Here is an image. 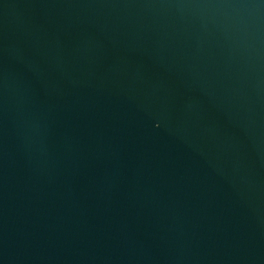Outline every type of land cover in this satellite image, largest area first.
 Segmentation results:
<instances>
[{
  "label": "water",
  "instance_id": "1",
  "mask_svg": "<svg viewBox=\"0 0 264 264\" xmlns=\"http://www.w3.org/2000/svg\"><path fill=\"white\" fill-rule=\"evenodd\" d=\"M0 264H264V0H0Z\"/></svg>",
  "mask_w": 264,
  "mask_h": 264
}]
</instances>
